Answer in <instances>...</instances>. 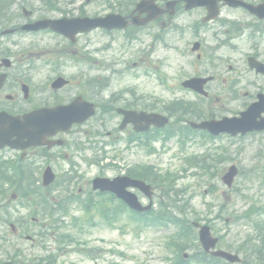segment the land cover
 Returning a JSON list of instances; mask_svg holds the SVG:
<instances>
[{
  "label": "flooded vegetation",
  "instance_id": "flooded-vegetation-1",
  "mask_svg": "<svg viewBox=\"0 0 264 264\" xmlns=\"http://www.w3.org/2000/svg\"><path fill=\"white\" fill-rule=\"evenodd\" d=\"M143 1L148 0H84L87 7L94 10L93 13L84 14L95 17L119 9V13L129 22L128 29L120 32L102 31L101 33H106L108 37L114 40H116L115 34H119L125 55L135 54L138 57L135 66L152 62L158 68L164 67L170 64L173 58L172 54L177 53L176 55L183 58L190 71V76L185 80L199 77L212 78V81L205 87L209 92L208 99L210 102L212 99L220 100L223 98L236 100L242 93L245 98L256 100L260 94H264V84L242 80L245 73H253L255 78L264 82V75L257 74L248 67V61L251 57L264 63L263 18L251 14L241 6L232 7L223 0H218L217 16L207 21L211 15L209 12L211 4H204L199 8L187 11L184 8V3L178 2L173 12L172 9L168 8V5L175 0H152L164 12L153 22L137 27L132 24V19L140 16L135 10L137 5ZM243 1L253 5L264 4V0ZM75 2L76 0L73 4ZM78 9L81 10L80 7ZM101 9L107 10V12L102 13ZM79 13L81 15V12ZM141 18H145V15H141ZM23 24L21 20L14 21L11 18L6 20L5 17L1 18L0 16V77L5 75L0 89V112H8L13 115H23L33 110L32 96L29 95L28 98H25L22 89L31 81L32 72L30 69L32 65L40 62H36L32 58L37 57V60L42 58L40 55L33 54L30 47L23 43L25 36H28L21 29ZM13 30L16 31L10 32ZM185 41V46H181ZM242 42L247 44L250 52L242 56H235L241 50L240 43ZM69 45L72 44L67 42L66 46ZM70 48H61L58 52L71 53L84 60H89L90 56L94 58L92 52H95V48L92 40L85 43H81L79 40ZM81 51L85 54H82ZM240 64L245 69L241 70ZM189 93L197 96L195 92L189 91ZM128 95L131 97L123 98L125 109L138 110L142 99L139 97L135 99L130 93ZM79 130L80 127L78 126L70 133L60 135L58 138H64L61 146L53 147L50 150L48 148L29 149L25 156L20 153L19 157L14 160L11 157L13 151L3 148L0 150V165L12 163V178H15L17 173L27 174L26 162L28 159L31 161L40 159L43 156L46 157L49 152L52 159L70 158V156L79 153V143L77 141L72 142V137L80 135ZM124 134L126 136H141L135 133L133 126L129 125L125 127ZM84 135L86 140H90L89 132ZM140 142L141 138L138 137L129 143L133 145ZM83 151H89V149H83ZM0 180L4 185L0 189V208L9 211L12 203L10 197H15V193L10 188V179L0 177ZM8 221L0 220V234L7 241H10V236L14 235L15 230L11 229Z\"/></svg>",
  "mask_w": 264,
  "mask_h": 264
},
{
  "label": "rangeland",
  "instance_id": "rangeland-1",
  "mask_svg": "<svg viewBox=\"0 0 264 264\" xmlns=\"http://www.w3.org/2000/svg\"><path fill=\"white\" fill-rule=\"evenodd\" d=\"M100 1V0H99ZM52 0L51 6L56 7L59 10H53L48 6L45 0H15V6H13V14L16 16L15 21L18 18H21L22 21L25 20L22 17L21 7H26L28 10L33 11L36 18H49V19H58L62 16H76L78 7H85L84 9L87 12L93 13L92 8L83 6L84 0ZM102 12H107V10H101ZM34 18V17H33ZM91 37L95 39V46L102 49L107 46L110 42L108 37L102 36L99 32H96ZM59 37L52 34H39V35H28L25 36V45H34L36 50L39 52L43 47L48 48H61L58 44L62 43ZM111 73L115 74L113 85L109 89V92H118L120 89L126 87L130 84L131 88H134L132 80L125 76L124 68L126 63L120 55L119 44H111ZM249 48L247 44L244 43L239 52V56L248 52ZM46 56L56 57L53 54H47ZM45 56V57H46ZM134 60L128 61L129 65L132 64ZM154 65V64H152ZM129 72L132 71L128 67ZM113 69V70H112ZM154 70L153 66H150L144 69V72H152ZM160 70V69H158ZM164 70L169 74L171 84L175 85L181 76L188 72L184 60L179 56H174L171 61L170 67L165 66L160 71L163 75ZM68 74L71 76L75 75L74 69H67ZM120 72L124 73L122 75ZM109 73V72H108ZM153 74V73H152ZM47 76L51 75L50 72H45ZM244 81L264 84L259 78H255L253 74L247 73L244 76ZM139 91L144 93L145 97H156L162 100H167L171 95L164 91L161 87L158 86L156 81L142 78L138 82ZM178 97H184L188 100H194L195 97L188 92L182 91L179 89L176 91ZM251 100L240 96L237 100H223L219 108L212 107V111L217 115H230L235 112H240L245 109L247 103ZM175 141V140H174ZM209 149L212 152H215L218 149L220 153V159L222 157L227 158L225 161L218 163V168L220 174H224L226 169L231 165L237 166L240 173L235 179L233 188L229 189L226 185L222 183L220 179L212 181V187L217 188L216 192L209 193V185H203L194 205L197 208V211L207 217L208 205H219L221 210H223V216L228 220V225L224 222H219L215 224L217 233L219 235L225 236V239L228 243H237L240 238L244 237L245 227L238 226V222L234 219V216L244 212L252 204H261L264 203V133H255L248 135L245 138H235L230 139L228 137L218 138L211 141L208 144ZM169 151L168 154H165L162 157L157 156H147L144 152L138 154L137 157L127 159L126 162L122 160H117V168L109 167L102 169V165L96 166L93 172H90L85 179L88 181L95 175L101 173L106 177H112L120 172L124 171L123 165H126L128 161L135 163H142L148 165H155L163 171L171 170L173 172L179 171L182 166L181 161H175V159L181 160V155H177V144L175 143ZM205 149H200L199 145H189L188 154L203 152ZM110 160L104 161V164ZM85 184L81 186L86 188V181H83ZM195 186L198 184L193 177L186 181V184ZM204 183V182H203ZM64 190H62L63 192ZM202 192H205V195H202ZM53 198V197H52ZM16 203L15 214L16 217L23 216L31 213V211L23 210L24 208H19ZM216 207L214 206V211ZM10 211V210H9ZM7 209H0L1 214L6 215L9 212ZM41 211L34 210L33 216H38ZM72 214L80 216L79 211H72ZM50 221L51 219H47ZM65 222L69 224L70 217L64 218ZM127 215L122 218V221L118 224L116 228L108 227L100 218H96V226L87 227L81 233L79 240L85 242L88 246L95 248L94 253L99 255L96 260L86 259L81 253L77 254L74 251L67 249L65 252L59 253L56 262L53 264H172V261L167 260L172 259V253L166 249V235L167 231L158 230V229H148L136 233V228L134 225H127ZM66 223L61 224L62 228L59 233L63 230L65 233L71 229L67 228ZM123 226V227H120ZM42 229V224L35 226L32 231L39 232ZM68 233V232H67ZM52 234L49 237L47 250L42 249L39 245L32 244L25 240H17L15 246L23 251L24 255L27 257L25 260L34 259V257H40L41 255L48 254L53 251V247H57L55 244V239ZM55 238V237H54ZM76 243V239H73ZM165 243V244H164ZM73 246V245H72ZM75 246V245H74ZM79 249L78 251H80ZM50 251V252H48ZM115 251L116 253H113ZM7 250L0 252V258H5L7 255ZM123 253V255H119ZM31 258V259H30ZM2 260V259H0Z\"/></svg>",
  "mask_w": 264,
  "mask_h": 264
},
{
  "label": "water",
  "instance_id": "water-1",
  "mask_svg": "<svg viewBox=\"0 0 264 264\" xmlns=\"http://www.w3.org/2000/svg\"><path fill=\"white\" fill-rule=\"evenodd\" d=\"M119 24L118 21L114 18H108L105 20H79V21H58V22H50L45 21L39 24L34 25L32 28L34 29H46L52 28L59 32H63L65 34H75L78 30L79 26L85 27H97V26H106V27H113ZM67 32V33H66ZM262 105V108L260 107ZM258 104L257 107H254L249 110L246 114L243 115L241 120H226L223 123L215 124L216 127H211L212 130H215L216 133L219 132H230V133H237V132H246L249 130H263L264 129V120L260 123H257V118L264 112V104ZM236 175L235 171L232 170L231 173L224 179L226 182H230L233 180L234 176ZM201 239L204 246L207 247H214L216 241L212 240L209 234L208 228H203L201 231ZM218 256H222L231 262H236L238 259L236 257H232L228 254L224 253H217Z\"/></svg>",
  "mask_w": 264,
  "mask_h": 264
},
{
  "label": "trees",
  "instance_id": "trees-1",
  "mask_svg": "<svg viewBox=\"0 0 264 264\" xmlns=\"http://www.w3.org/2000/svg\"><path fill=\"white\" fill-rule=\"evenodd\" d=\"M237 220L245 219V225L249 226L250 229L248 236L244 240H241V244H237L236 252H242L246 256L252 257V262L254 264H264V208H251L249 211L244 213L241 216L236 217ZM254 233L256 235L252 236ZM182 245H179L178 248H182ZM231 245L228 246L231 249ZM198 259V264H218L220 261L203 255Z\"/></svg>",
  "mask_w": 264,
  "mask_h": 264
}]
</instances>
